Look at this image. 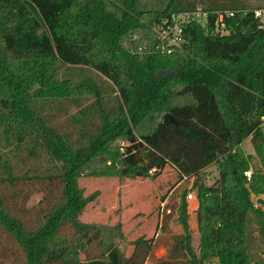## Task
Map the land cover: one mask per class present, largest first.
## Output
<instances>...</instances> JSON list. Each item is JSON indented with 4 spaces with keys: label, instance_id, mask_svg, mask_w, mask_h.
Wrapping results in <instances>:
<instances>
[{
    "label": "trees",
    "instance_id": "trees-1",
    "mask_svg": "<svg viewBox=\"0 0 264 264\" xmlns=\"http://www.w3.org/2000/svg\"><path fill=\"white\" fill-rule=\"evenodd\" d=\"M178 1L0 0V264H146L158 245L151 264H264V209L251 200L264 194V21L238 0ZM198 7L213 12L206 24H182L179 45L162 50L159 29ZM225 11L228 34H213ZM65 67L113 90L62 79ZM248 137L255 166L238 153ZM168 165L192 180L181 195L195 193L197 238L185 201L181 232L160 239L81 221L98 196L82 177L146 179Z\"/></svg>",
    "mask_w": 264,
    "mask_h": 264
},
{
    "label": "rangeland",
    "instance_id": "rangeland-1",
    "mask_svg": "<svg viewBox=\"0 0 264 264\" xmlns=\"http://www.w3.org/2000/svg\"><path fill=\"white\" fill-rule=\"evenodd\" d=\"M179 0L175 7L181 6ZM170 0H138L140 10H162L166 8ZM250 4L264 7L263 0H248ZM60 78L71 79L73 83H79L83 79H92L104 91H112V85L99 73L86 67H65L61 69ZM75 109H71V114ZM264 133V123L261 125ZM250 146L244 142L239 149L242 156L247 153ZM252 166L258 165V161L252 155ZM251 172V170H249ZM205 183L211 185L218 178L216 166L211 165L204 169ZM80 185L84 193L91 194L95 191L98 196L89 204L81 215V221L87 223H99L104 225L122 224V230L127 241H132L139 236L159 239L170 231L172 234L181 232L177 221L176 210L184 201L186 202L187 223L193 236L197 238L195 212L197 200L194 198L186 201L182 197L183 189H189L192 180L182 182L172 165L166 166L156 177L146 179L117 178H93L82 177ZM194 193V192H193ZM195 194V193H194ZM264 207V201L261 203ZM166 226L163 230L161 227ZM195 238V239H196ZM165 255V248L158 245L152 255L151 261Z\"/></svg>",
    "mask_w": 264,
    "mask_h": 264
},
{
    "label": "built area",
    "instance_id": "built-area-1",
    "mask_svg": "<svg viewBox=\"0 0 264 264\" xmlns=\"http://www.w3.org/2000/svg\"><path fill=\"white\" fill-rule=\"evenodd\" d=\"M213 12H208L202 10L200 7L196 8V10L191 12H183L179 14H172L170 16L169 24H167L164 27H161L159 29V36L161 40V49L163 50L165 47L169 46H178L180 41V36L182 33L181 25L185 24L190 21H196L200 22L201 24L205 25L207 18L210 14ZM241 15L245 14L246 11L241 10L238 11ZM218 15V20L215 21V27L213 34H220V35H226L229 32V29L224 22V17H233L234 12L233 11H225L224 13H216ZM252 14L254 18L260 19L261 21L264 20V7L260 9H254L252 11ZM125 143L122 141L120 142V153H123ZM156 172L155 168L149 169L148 174L152 176ZM245 176H249L250 172H244ZM182 181H187L185 177L182 178ZM194 198L193 192H188L186 195V201H189Z\"/></svg>",
    "mask_w": 264,
    "mask_h": 264
},
{
    "label": "crops",
    "instance_id": "crops-1",
    "mask_svg": "<svg viewBox=\"0 0 264 264\" xmlns=\"http://www.w3.org/2000/svg\"><path fill=\"white\" fill-rule=\"evenodd\" d=\"M204 1H208V0H204ZM228 0H219V2L216 3L215 6H220L222 5L224 2H227ZM264 1V0H263ZM213 3V2H212ZM212 3H210V6H214ZM237 5H242V6H246L247 8H251V9H260L262 7H258L256 4H250L248 3V0H238V2H236ZM264 21V20H263ZM244 142H247L248 145L250 146V148H248V151L246 154L242 155V156H247V155H254V150L252 147V143H251V138L248 137L246 138L239 146L238 148V153H239V149L242 146V144ZM258 163V162H257ZM251 200L254 204V206L256 207H260L262 209H264V207H262L261 203L264 201V194L261 195H257V196H251Z\"/></svg>",
    "mask_w": 264,
    "mask_h": 264
},
{
    "label": "water",
    "instance_id": "water-1",
    "mask_svg": "<svg viewBox=\"0 0 264 264\" xmlns=\"http://www.w3.org/2000/svg\"><path fill=\"white\" fill-rule=\"evenodd\" d=\"M163 119L167 122H171L173 124H176L177 125V122L176 120L172 117V115L170 113H165L164 116H163ZM255 207V206H254Z\"/></svg>",
    "mask_w": 264,
    "mask_h": 264
}]
</instances>
